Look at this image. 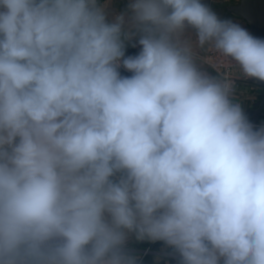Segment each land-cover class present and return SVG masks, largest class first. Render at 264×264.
Wrapping results in <instances>:
<instances>
[{"label": "clouds", "instance_id": "clouds-1", "mask_svg": "<svg viewBox=\"0 0 264 264\" xmlns=\"http://www.w3.org/2000/svg\"><path fill=\"white\" fill-rule=\"evenodd\" d=\"M193 34L264 84L203 0H0V264H264V124Z\"/></svg>", "mask_w": 264, "mask_h": 264}, {"label": "crops", "instance_id": "crops-1", "mask_svg": "<svg viewBox=\"0 0 264 264\" xmlns=\"http://www.w3.org/2000/svg\"><path fill=\"white\" fill-rule=\"evenodd\" d=\"M209 1H210V8L218 15V17H220L221 19H226L225 13H227L226 11L227 7L224 10L225 12L223 13L222 6H216L217 0H209ZM240 1L241 0H220L221 3L229 5V7L238 4ZM103 2L107 3L110 14H116L125 9L128 0H103ZM191 40L195 48L194 34L191 36ZM138 50H139L138 47L132 48L131 46H129L127 48L126 55H134L138 52ZM208 50L209 49L207 48V46H205V48L203 49L195 48V51L197 53V63L212 75H217L215 72H213L204 64L203 58L204 56H206ZM121 74L130 75V73L126 72L123 69H121ZM260 93L261 90H259L258 88H254L253 86H249L247 82V84L246 83L241 84L237 87V92L236 94H234L233 100L234 102L241 104L242 108L247 114L249 110L253 107L257 99L260 97ZM262 124H264V121L262 122ZM130 247L134 249L135 253L139 254V256L141 257L140 264H156L155 254L160 252L163 246L160 243L153 244L148 242H137L133 240L130 242ZM159 264H176V261L174 260L166 261L164 258H162L159 261Z\"/></svg>", "mask_w": 264, "mask_h": 264}, {"label": "water", "instance_id": "water-1", "mask_svg": "<svg viewBox=\"0 0 264 264\" xmlns=\"http://www.w3.org/2000/svg\"><path fill=\"white\" fill-rule=\"evenodd\" d=\"M210 6L209 0L203 1ZM231 16L243 20L253 36L264 38V0H241L238 4L227 7ZM249 86L261 90L260 97L247 113L250 121L255 125H262L264 121V84L248 80Z\"/></svg>", "mask_w": 264, "mask_h": 264}, {"label": "built area", "instance_id": "built-area-1", "mask_svg": "<svg viewBox=\"0 0 264 264\" xmlns=\"http://www.w3.org/2000/svg\"><path fill=\"white\" fill-rule=\"evenodd\" d=\"M204 64L216 74H227L235 81L234 94L237 92V87L241 84H247L248 80L243 78L242 72L238 65L223 58L219 53L208 50L203 58ZM233 94V96H234Z\"/></svg>", "mask_w": 264, "mask_h": 264}, {"label": "rangeland", "instance_id": "rangeland-1", "mask_svg": "<svg viewBox=\"0 0 264 264\" xmlns=\"http://www.w3.org/2000/svg\"><path fill=\"white\" fill-rule=\"evenodd\" d=\"M216 6H222L223 13L225 12V11H224L225 8H226V7H229V5H226V4H224V3H221L220 0H217ZM225 14H226V15H225V16H226V17H225L226 19H232V20H234V22L240 24L243 28H245L246 30H248L249 33L251 34L248 25H247L243 20H240V19H238V18L232 17V16L229 15L228 13H225Z\"/></svg>", "mask_w": 264, "mask_h": 264}]
</instances>
